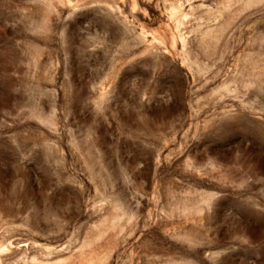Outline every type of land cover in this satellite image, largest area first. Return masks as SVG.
I'll return each instance as SVG.
<instances>
[{"label":"rangeland","instance_id":"1","mask_svg":"<svg viewBox=\"0 0 264 264\" xmlns=\"http://www.w3.org/2000/svg\"><path fill=\"white\" fill-rule=\"evenodd\" d=\"M0 264H264V0H0Z\"/></svg>","mask_w":264,"mask_h":264}]
</instances>
